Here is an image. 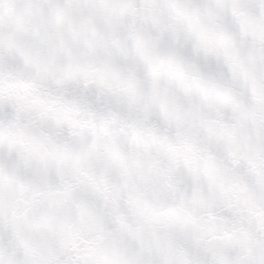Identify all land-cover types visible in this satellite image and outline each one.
<instances>
[{
  "label": "clouds",
  "instance_id": "obj_1",
  "mask_svg": "<svg viewBox=\"0 0 264 264\" xmlns=\"http://www.w3.org/2000/svg\"><path fill=\"white\" fill-rule=\"evenodd\" d=\"M0 264H264V0H0Z\"/></svg>",
  "mask_w": 264,
  "mask_h": 264
}]
</instances>
